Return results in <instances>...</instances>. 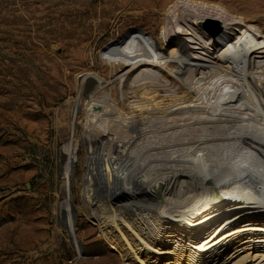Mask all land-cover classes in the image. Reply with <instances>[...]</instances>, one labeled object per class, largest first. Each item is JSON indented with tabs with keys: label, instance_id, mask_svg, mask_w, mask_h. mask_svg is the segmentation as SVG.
I'll list each match as a JSON object with an SVG mask.
<instances>
[{
	"label": "bare ground",
	"instance_id": "obj_1",
	"mask_svg": "<svg viewBox=\"0 0 264 264\" xmlns=\"http://www.w3.org/2000/svg\"><path fill=\"white\" fill-rule=\"evenodd\" d=\"M229 10L174 0L158 34L123 33L111 81L79 77L81 204L120 264H264V33ZM71 103L74 129L80 97ZM77 146L58 151L55 213L83 254L69 172Z\"/></svg>",
	"mask_w": 264,
	"mask_h": 264
},
{
	"label": "rangeland",
	"instance_id": "obj_2",
	"mask_svg": "<svg viewBox=\"0 0 264 264\" xmlns=\"http://www.w3.org/2000/svg\"><path fill=\"white\" fill-rule=\"evenodd\" d=\"M172 1L149 8L148 0H0V264H120L81 204L86 148L79 137L88 96L79 94L78 81L85 73L111 81V70L122 69L123 33L158 34ZM202 1L264 33V0ZM215 23L203 25L216 30ZM77 97L82 108L72 129L69 107ZM69 142L78 145L69 172L83 254L55 213L63 183L58 151Z\"/></svg>",
	"mask_w": 264,
	"mask_h": 264
},
{
	"label": "water",
	"instance_id": "obj_3",
	"mask_svg": "<svg viewBox=\"0 0 264 264\" xmlns=\"http://www.w3.org/2000/svg\"><path fill=\"white\" fill-rule=\"evenodd\" d=\"M215 25L217 26V29H216L215 31H219V27H218V24H217V23H215Z\"/></svg>",
	"mask_w": 264,
	"mask_h": 264
}]
</instances>
